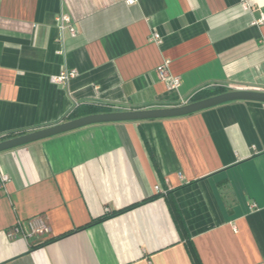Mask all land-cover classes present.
<instances>
[{
    "label": "crops",
    "instance_id": "crops-1",
    "mask_svg": "<svg viewBox=\"0 0 264 264\" xmlns=\"http://www.w3.org/2000/svg\"><path fill=\"white\" fill-rule=\"evenodd\" d=\"M249 4L0 0V139L64 121L79 104L264 91V0ZM60 13L76 36L58 29ZM164 60L175 89L156 77ZM35 219L49 231L32 232ZM191 252L198 264H264V102L99 122L0 152V264H196Z\"/></svg>",
    "mask_w": 264,
    "mask_h": 264
},
{
    "label": "water",
    "instance_id": "water-1",
    "mask_svg": "<svg viewBox=\"0 0 264 264\" xmlns=\"http://www.w3.org/2000/svg\"><path fill=\"white\" fill-rule=\"evenodd\" d=\"M231 101L264 102V91L234 89L212 95L196 101H189L173 106L134 108L87 114L73 119L64 120L50 126L27 131L8 138L0 139V152L58 135L70 130L91 124L120 121H138L147 119H161L191 114L209 107Z\"/></svg>",
    "mask_w": 264,
    "mask_h": 264
},
{
    "label": "built area",
    "instance_id": "built-area-1",
    "mask_svg": "<svg viewBox=\"0 0 264 264\" xmlns=\"http://www.w3.org/2000/svg\"><path fill=\"white\" fill-rule=\"evenodd\" d=\"M135 0H126L127 4H133ZM241 5L243 8L248 9L249 8V0H241ZM57 26L58 29L62 32V31H67L68 34L71 37L76 36L77 31L75 26H73L70 17L67 14H63L60 13L57 18ZM264 21V15H262V17L260 19H258L257 22H261ZM151 39L155 40L156 42L160 41V37L157 33H153ZM156 73L157 76L159 78V80H161L165 86L167 87V89H175L179 86V77L178 76H174L171 75L168 72V60H164L159 66H157L156 68ZM77 74L76 70H62L58 75L52 77V81L55 83H63L66 80H68L69 78L71 79L72 77H74ZM106 107H110L113 108L114 111L115 110H124L122 108H118V107H111V106H106ZM3 179H6L5 177ZM157 187V186H156ZM158 189V187H157ZM28 226L30 228V230L34 233H44V232H48V227L43 223V221L41 219H35V220H30L28 222ZM18 227L14 228V231H18Z\"/></svg>",
    "mask_w": 264,
    "mask_h": 264
},
{
    "label": "trees",
    "instance_id": "trees-1",
    "mask_svg": "<svg viewBox=\"0 0 264 264\" xmlns=\"http://www.w3.org/2000/svg\"><path fill=\"white\" fill-rule=\"evenodd\" d=\"M225 91H228V90L222 87H213V88L203 89L197 92L194 95V97L191 98V101L194 102L196 100L203 99V98H206L212 95H216V94H219ZM109 111H114V109L110 107H106V106H97V105H92V104H79L68 114L66 120L77 118V117L84 116V115L86 116L87 114L99 113V112H109ZM21 133H24V132L21 131V132L9 134L5 137H2L1 139L8 138L10 136L18 135ZM153 198L154 197L148 198L147 200H145V202ZM169 204H170V211L172 213L173 219L177 227L181 230V232L184 231V226H183L181 217L177 211V208L175 207V204L171 201V199L169 200ZM191 253H192L194 261L196 262V264H198V260H197L195 253L194 252H191Z\"/></svg>",
    "mask_w": 264,
    "mask_h": 264
}]
</instances>
